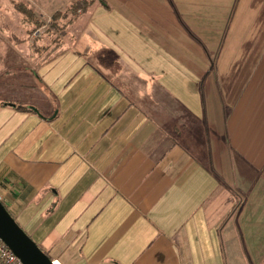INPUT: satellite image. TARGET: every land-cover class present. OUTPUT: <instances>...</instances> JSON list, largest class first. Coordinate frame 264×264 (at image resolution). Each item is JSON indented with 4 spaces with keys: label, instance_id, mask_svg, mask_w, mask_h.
Here are the masks:
<instances>
[{
    "label": "crops",
    "instance_id": "1",
    "mask_svg": "<svg viewBox=\"0 0 264 264\" xmlns=\"http://www.w3.org/2000/svg\"><path fill=\"white\" fill-rule=\"evenodd\" d=\"M69 30L68 67L0 71L11 215L59 264H264V0H98ZM169 62L195 92L149 70Z\"/></svg>",
    "mask_w": 264,
    "mask_h": 264
},
{
    "label": "rangeland",
    "instance_id": "2",
    "mask_svg": "<svg viewBox=\"0 0 264 264\" xmlns=\"http://www.w3.org/2000/svg\"><path fill=\"white\" fill-rule=\"evenodd\" d=\"M103 1L115 2L118 0ZM119 1L129 2L131 0ZM71 3L72 0H0V71L10 70V73L8 74V78L10 79L18 76L17 71L20 69H64L66 66L68 67V65H70V59L65 60V57L66 55L68 57L69 54H71L70 48L73 49L74 53L78 54L79 52L82 53L81 50L84 48L82 44L78 45V35H76L75 33L69 34V28L71 27V24L78 20V18L80 17H74L72 13H69V4ZM18 5H26L28 8L33 9L47 23L51 21L52 16L57 12L67 14V16L66 18L62 19V22L60 21L61 23L59 24L58 29L53 33H51L50 30L48 31L47 25L38 28L34 30L33 33H31L34 25L28 23V21L25 20L24 14L18 10ZM94 12L95 10L91 12L90 16L85 17L84 19L92 20L93 16L94 20L97 19V15H95ZM100 24L101 21H98V23L94 22V24H92L91 26L92 28L89 31L88 36L92 39L94 44V46L89 45L92 48L98 46L99 44L97 43L103 40V38H101L99 33L96 31L97 27ZM79 30H81L80 26H78L77 28V31ZM102 57H104V55ZM191 61L200 63V69H213L214 62L216 61V53H209V57H207L206 59H200L199 57H197L194 60L191 59ZM124 62L127 63L128 59H124ZM174 62L176 61L174 60ZM81 64H83L82 61L73 60L74 69H76L77 66L80 67ZM166 68L167 69L163 68L149 70L152 71V74L156 76L157 79H166L165 81H168L172 85L182 86L181 89L179 88L178 92H181L184 97H187L188 94L196 91L192 83L194 81L191 80L194 76L193 69L195 68L193 66H179V68H176L174 63L169 62ZM101 71L105 76L109 77L108 79H110V81L115 83L118 87L126 89L127 92L131 95L132 99L135 98L137 100V95L140 94L141 90H144L141 88L142 85H139V83H130V79H128V77H132L134 80H136V78L134 77V75H131L130 72L128 73L127 69L120 70L113 68L101 69ZM137 71L141 73V69H137ZM167 74L168 77L165 78V75ZM28 82V80L22 79L20 82H18V86H25L26 84H28ZM80 83H83V81L80 80ZM129 85L135 86L132 89H129ZM173 91L174 90H172V92ZM174 94H176V91H174ZM206 96H208L207 90ZM9 98H11L10 100L18 101L21 103L30 102L22 100V97H20L19 95H13ZM49 220L50 219L45 218V216L41 219H38V222L40 223L39 228L45 221L48 222ZM17 222H20V220ZM20 226L22 227L23 225L21 224ZM29 236H32L31 238L34 240V242L42 250H45L47 252L48 246L43 245L41 243V240H38V236ZM47 236L49 237L53 235L48 234Z\"/></svg>",
    "mask_w": 264,
    "mask_h": 264
},
{
    "label": "water",
    "instance_id": "3",
    "mask_svg": "<svg viewBox=\"0 0 264 264\" xmlns=\"http://www.w3.org/2000/svg\"><path fill=\"white\" fill-rule=\"evenodd\" d=\"M0 238L23 264H56L18 224L1 200Z\"/></svg>",
    "mask_w": 264,
    "mask_h": 264
},
{
    "label": "trees",
    "instance_id": "4",
    "mask_svg": "<svg viewBox=\"0 0 264 264\" xmlns=\"http://www.w3.org/2000/svg\"><path fill=\"white\" fill-rule=\"evenodd\" d=\"M96 1L98 0H74L69 6V13H72L74 17H79L82 14H86ZM17 7L18 10L24 14L25 20L28 21V23L34 25V28L31 33H33L34 30L41 28L45 25L48 26V31L50 30V32L53 33L55 30L58 29L59 24L62 22V19L66 18L67 16V14L57 12L52 16L51 21L47 23L33 9L28 8L26 5H18ZM17 110H23V107L20 106L17 108Z\"/></svg>",
    "mask_w": 264,
    "mask_h": 264
},
{
    "label": "built area",
    "instance_id": "5",
    "mask_svg": "<svg viewBox=\"0 0 264 264\" xmlns=\"http://www.w3.org/2000/svg\"><path fill=\"white\" fill-rule=\"evenodd\" d=\"M0 264H23L0 238Z\"/></svg>",
    "mask_w": 264,
    "mask_h": 264
},
{
    "label": "bare ground",
    "instance_id": "6",
    "mask_svg": "<svg viewBox=\"0 0 264 264\" xmlns=\"http://www.w3.org/2000/svg\"><path fill=\"white\" fill-rule=\"evenodd\" d=\"M56 264H59V263H56Z\"/></svg>",
    "mask_w": 264,
    "mask_h": 264
}]
</instances>
